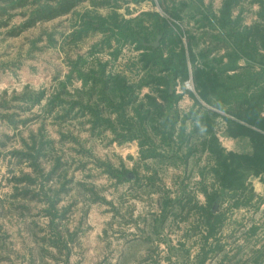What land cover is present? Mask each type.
I'll return each mask as SVG.
<instances>
[{"label": "trees", "instance_id": "trees-1", "mask_svg": "<svg viewBox=\"0 0 264 264\" xmlns=\"http://www.w3.org/2000/svg\"><path fill=\"white\" fill-rule=\"evenodd\" d=\"M145 2H151L153 9L136 16L128 9L130 17L118 11L122 3ZM85 3L93 10H111L109 15L84 12L71 35L82 40L89 33H101L102 42L91 52L97 59L72 61L70 73L45 108L49 113L64 111L59 119L87 116L94 130L110 131L118 140H136L140 160L152 172L147 181L152 183L162 167L187 163L204 153L208 166L202 170L200 183L206 177L211 181L202 189L206 204L195 208L200 226L208 233L207 241L222 225L224 203L231 199L234 207L251 204L257 195L249 178L258 177L264 183V0H219L217 6L214 0H0V18L10 10H29L22 13L26 20L9 32L10 37H18L39 22L79 14L77 9ZM246 4L257 5L250 22ZM7 24L0 23V28ZM155 42L158 46L152 45ZM102 50L110 55L99 58ZM125 50L135 54L127 59ZM74 79L82 87L71 94L67 88ZM190 79L195 92L185 86ZM186 94L193 104L183 111L179 104ZM44 95L39 92L24 99L39 104ZM221 137L243 142L246 149L227 151ZM50 145L51 141H37L36 136L31 143L24 141L23 149L13 154L19 162L30 163L37 178L23 174L14 181L21 192L18 196L48 199L45 213L53 238L41 237L40 241L62 253L73 240L56 223L67 211L57 207L67 183H62L53 200L44 186L33 197L29 190L40 178L47 183L59 172V164L48 173L41 167ZM106 172L135 185L143 180L139 171L108 166ZM187 195L188 201L195 200L191 192ZM163 198L164 208L186 199L185 194L174 199L169 193ZM261 229L250 228L253 236ZM47 250L40 249L42 260ZM255 256V264H264V246ZM68 258L69 252L67 264Z\"/></svg>", "mask_w": 264, "mask_h": 264}, {"label": "rangeland", "instance_id": "rangeland-1", "mask_svg": "<svg viewBox=\"0 0 264 264\" xmlns=\"http://www.w3.org/2000/svg\"><path fill=\"white\" fill-rule=\"evenodd\" d=\"M218 4L219 0H214L213 5ZM244 7L250 22L257 5ZM128 9L136 16L153 5L122 3L118 11L130 17ZM27 10H10L0 18V23H8L0 28V264H67L68 252V264H255V252L264 246V190H258V178L251 176L248 181L257 197L239 207L233 206L234 200L226 201L222 225L206 241L208 233L200 226L195 208L206 204L202 189L211 181L206 177L205 183H200L202 170L208 166L204 153L187 163L162 167L160 177L152 183L147 181L152 172L140 160L136 140H118L110 131L94 130L87 116L59 119L64 111L49 113L45 108L70 73L72 61L97 59L91 52L102 42L101 33H89L82 40L71 36L80 15L86 11L109 15L111 10H93L85 3L77 15L39 22L20 36L10 37L9 32L26 20L22 13ZM126 53L127 59L135 54ZM104 55L110 51L102 50L98 57ZM81 87V81L74 79L67 90L75 94ZM193 89L195 92L194 85ZM39 92L45 94L39 104L24 99ZM192 104L186 94L179 108L188 111ZM32 136L37 141H51L47 158L41 160L44 172L60 165L47 183L40 178L29 188L32 197L44 186L53 200L62 183H67L57 205L60 211H67L56 223L73 240L70 249L62 253L40 241L41 237L53 238L50 217L45 213L48 199L42 195L26 200L17 195L21 192L15 177L32 174L37 178L30 163L19 162L13 154L23 149L24 141L31 143ZM221 142L227 151L246 149L234 139L221 137ZM108 166L139 171L143 180L137 185L123 178L120 181L106 172ZM190 192L193 201L187 200ZM168 193L174 199L185 194L186 199L164 208L163 197ZM253 225L263 226L257 236L251 233ZM42 248L48 249L43 260ZM231 257L234 260L230 262Z\"/></svg>", "mask_w": 264, "mask_h": 264}, {"label": "built area", "instance_id": "built-area-1", "mask_svg": "<svg viewBox=\"0 0 264 264\" xmlns=\"http://www.w3.org/2000/svg\"><path fill=\"white\" fill-rule=\"evenodd\" d=\"M185 86L187 89L194 90L193 89V83H192L191 79L185 82Z\"/></svg>", "mask_w": 264, "mask_h": 264}, {"label": "crops", "instance_id": "crops-1", "mask_svg": "<svg viewBox=\"0 0 264 264\" xmlns=\"http://www.w3.org/2000/svg\"><path fill=\"white\" fill-rule=\"evenodd\" d=\"M256 178H258V177H256ZM259 179V181H260V178H258ZM258 190H264V183L263 182H261L260 181V185H259V189Z\"/></svg>", "mask_w": 264, "mask_h": 264}, {"label": "water", "instance_id": "water-1", "mask_svg": "<svg viewBox=\"0 0 264 264\" xmlns=\"http://www.w3.org/2000/svg\"><path fill=\"white\" fill-rule=\"evenodd\" d=\"M153 46H158V42H155L152 44Z\"/></svg>", "mask_w": 264, "mask_h": 264}]
</instances>
